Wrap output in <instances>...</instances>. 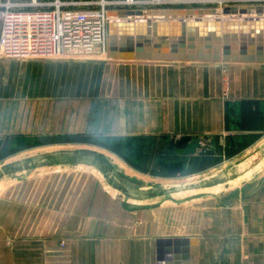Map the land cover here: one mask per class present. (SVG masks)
<instances>
[{"label": "crops", "instance_id": "0c3cea01", "mask_svg": "<svg viewBox=\"0 0 264 264\" xmlns=\"http://www.w3.org/2000/svg\"><path fill=\"white\" fill-rule=\"evenodd\" d=\"M91 137L187 140L154 160L211 174L264 142V65L0 59V264H264V165L181 203L126 199L85 165L10 168Z\"/></svg>", "mask_w": 264, "mask_h": 264}, {"label": "water", "instance_id": "95a60500", "mask_svg": "<svg viewBox=\"0 0 264 264\" xmlns=\"http://www.w3.org/2000/svg\"><path fill=\"white\" fill-rule=\"evenodd\" d=\"M107 16L117 19L106 24L108 60L264 65V6L225 7L221 11L213 8L110 10ZM62 164L94 168L111 189L126 199L162 198L163 202L181 203L212 195V190L230 186L262 167L264 142L230 165L196 180L145 188L125 183L102 155L86 150L43 154L10 168L32 170ZM185 194L190 196L183 199ZM179 243L174 240L175 246Z\"/></svg>", "mask_w": 264, "mask_h": 264}, {"label": "built area", "instance_id": "2783aa9c", "mask_svg": "<svg viewBox=\"0 0 264 264\" xmlns=\"http://www.w3.org/2000/svg\"><path fill=\"white\" fill-rule=\"evenodd\" d=\"M264 6V0H4L0 1V59L70 57L98 49L105 58L110 10L146 6Z\"/></svg>", "mask_w": 264, "mask_h": 264}, {"label": "rangeland", "instance_id": "374dc122", "mask_svg": "<svg viewBox=\"0 0 264 264\" xmlns=\"http://www.w3.org/2000/svg\"><path fill=\"white\" fill-rule=\"evenodd\" d=\"M210 6H198V5H187V6H181V7H174V6H161V7H155V6H146V7H139L135 10H142V11H152V10H161V9H189V8H208ZM69 56L71 57H76V58H82V59H103L100 54H98V49H94L91 51H76L71 53ZM23 59H32V58H23ZM40 59V58H39ZM105 59V58H104ZM103 140V141H102ZM47 141V140H46ZM163 141V140H162ZM159 140H151V139H144V140H134V141H116V142H110L108 140L102 139V138H83L81 140L77 139L76 144H72L71 146H68L66 148H59V149H66V150H77V149H84L81 147H88L87 151L89 152H96L99 153L100 155L104 156V158L107 159V161L110 163V165L116 169L121 175H123L124 179L128 181V183L132 184L134 187H144L148 185H162V184H168V183H181L184 182L185 180L191 179L190 176L193 175V173H198L201 170L193 171L194 169L198 168L200 169V166H197L195 162L192 161V157L190 156H184L181 161L176 160L175 156H169L170 154L167 155L168 162L164 161H158L154 160L157 158V154H162L160 153V150L167 149L170 153L174 148L176 147V143L179 144L178 146H182V148L185 150L184 153L189 154L191 152V147L187 145V140H182L174 143L173 141H164L162 142ZM46 143V142H42ZM83 143V144H82ZM198 141H196L195 146H192L194 149L199 148L200 149V154H203V149H201L204 144L202 142H199L198 146ZM166 144V145H165ZM189 146V147H187ZM40 153H45L49 152L50 149H46L47 147L51 146H41ZM54 147V146H53ZM137 147V149H140L142 154L138 156L135 161H138L137 165H134L133 163H128L127 160L125 159H120L119 156H123L120 153H124V155H127L125 153L126 149H134ZM56 149L57 146H55ZM119 152H117L118 150ZM158 149V150H157ZM86 150V149H84ZM175 152V151H174ZM39 152L35 151L33 154H38ZM165 156V154H163ZM175 157V158H174ZM135 158V157H134ZM158 158H164L163 156H158ZM123 161L124 164L121 163ZM176 160V161H175ZM168 164L167 166H164ZM179 165V166H178ZM228 166V165H226ZM130 167L133 169V173L127 174L126 168ZM167 167V168H166ZM222 167V166H221ZM221 169V168H220ZM135 170L137 173L139 172H147L149 174H152V176H143L140 174H134ZM203 176L197 177L201 178ZM243 180V179H241ZM237 180L236 182L239 183Z\"/></svg>", "mask_w": 264, "mask_h": 264}, {"label": "bare ground", "instance_id": "6f19581e", "mask_svg": "<svg viewBox=\"0 0 264 264\" xmlns=\"http://www.w3.org/2000/svg\"><path fill=\"white\" fill-rule=\"evenodd\" d=\"M144 18H145V17H143V18H142V17H140L139 19H144ZM206 18H211V17H206ZM112 20H114V21H115V20H117V19H116V18H113Z\"/></svg>", "mask_w": 264, "mask_h": 264}]
</instances>
